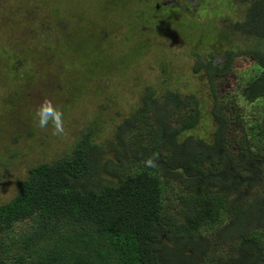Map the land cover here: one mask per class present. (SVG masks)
Wrapping results in <instances>:
<instances>
[{
    "label": "trees",
    "instance_id": "trees-1",
    "mask_svg": "<svg viewBox=\"0 0 264 264\" xmlns=\"http://www.w3.org/2000/svg\"><path fill=\"white\" fill-rule=\"evenodd\" d=\"M243 1L234 28L258 43L193 67L210 82L209 137L189 133L196 94L148 87L105 142L89 123L28 167L0 203V264H264V0ZM240 54L252 63L222 93L214 75Z\"/></svg>",
    "mask_w": 264,
    "mask_h": 264
},
{
    "label": "rangeland",
    "instance_id": "rangeland-1",
    "mask_svg": "<svg viewBox=\"0 0 264 264\" xmlns=\"http://www.w3.org/2000/svg\"><path fill=\"white\" fill-rule=\"evenodd\" d=\"M162 1L0 0V203L29 166L63 154L89 123L105 142L148 87L196 94L202 111L189 133L209 137L210 82L193 67L258 43L234 28L248 3ZM250 60L240 54L214 75L220 92L232 91ZM45 100L63 112V133L38 127Z\"/></svg>",
    "mask_w": 264,
    "mask_h": 264
},
{
    "label": "clouds",
    "instance_id": "clouds-1",
    "mask_svg": "<svg viewBox=\"0 0 264 264\" xmlns=\"http://www.w3.org/2000/svg\"><path fill=\"white\" fill-rule=\"evenodd\" d=\"M35 117L38 127L45 128L51 124L54 129V134L63 133V112L58 107H55L51 101L45 100L41 103L35 112ZM143 164L146 168H155L157 166L155 154L146 157Z\"/></svg>",
    "mask_w": 264,
    "mask_h": 264
},
{
    "label": "flooded vegetation",
    "instance_id": "flooded-vegetation-1",
    "mask_svg": "<svg viewBox=\"0 0 264 264\" xmlns=\"http://www.w3.org/2000/svg\"><path fill=\"white\" fill-rule=\"evenodd\" d=\"M183 1L184 2H188L190 5L192 3H194V0H183ZM162 3L165 6L166 5L165 3H169V4L173 3V4H175V3H178V0H163ZM159 6H160L159 3L154 4V7L157 8V9H158Z\"/></svg>",
    "mask_w": 264,
    "mask_h": 264
}]
</instances>
